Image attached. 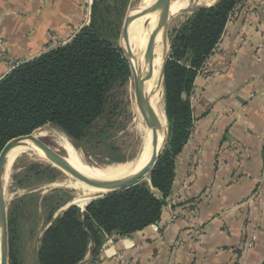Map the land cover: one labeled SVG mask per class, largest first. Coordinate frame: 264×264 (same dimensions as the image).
<instances>
[{
	"label": "crops",
	"instance_id": "obj_1",
	"mask_svg": "<svg viewBox=\"0 0 264 264\" xmlns=\"http://www.w3.org/2000/svg\"><path fill=\"white\" fill-rule=\"evenodd\" d=\"M244 0L194 85V127L161 222L81 264H264V8ZM83 0H0V81L67 44ZM53 36L50 38L49 36ZM189 182L185 187L184 182ZM196 211L205 232L189 223ZM256 242L245 247L252 236ZM94 247V246H92ZM123 257V259H121ZM123 260V261H122Z\"/></svg>",
	"mask_w": 264,
	"mask_h": 264
},
{
	"label": "trees",
	"instance_id": "obj_2",
	"mask_svg": "<svg viewBox=\"0 0 264 264\" xmlns=\"http://www.w3.org/2000/svg\"><path fill=\"white\" fill-rule=\"evenodd\" d=\"M242 2L219 0L198 8L173 34L164 80L168 141L151 183L109 193L85 211L71 207L55 220L54 209L40 239L39 264H81L89 252L99 253L107 236L128 238L161 222L175 183L177 159L194 127L195 81ZM113 37L117 35L111 36L96 0L90 24L69 43L17 66L0 81V155L9 142L39 129L62 130L87 153L104 143L114 149L107 144L106 128L97 129L96 124L109 119L110 93L132 73ZM109 157L111 163L127 161ZM20 218L18 211L8 214L10 264H21L16 246Z\"/></svg>",
	"mask_w": 264,
	"mask_h": 264
},
{
	"label": "rangeland",
	"instance_id": "obj_3",
	"mask_svg": "<svg viewBox=\"0 0 264 264\" xmlns=\"http://www.w3.org/2000/svg\"><path fill=\"white\" fill-rule=\"evenodd\" d=\"M137 1L138 0H100L102 16L111 29V36L117 35V38L113 37V40L124 55L125 52L121 44L123 43L122 34L124 22L131 11L133 13L139 10L137 5L134 7ZM196 1L197 0H192L193 3ZM218 1L219 0H216L214 5ZM201 7L208 6L196 4L180 11L176 17L169 14V36L166 42L165 56L168 52L169 55L171 53L169 44L173 34L181 28L195 10ZM87 9L88 0H83L82 24L88 21ZM135 16H137L136 13L132 16L131 24ZM157 17L158 11L155 20H157ZM49 37L53 38L51 35ZM162 91V102L164 114L166 116L165 89L163 87ZM134 101H136V90L134 78L131 75L126 82L117 85L110 93V122L108 121L109 119H107L105 122L101 120L96 124L97 129L103 126L104 129L106 128L108 136L107 144H113L115 146L114 149L111 150L107 148L104 143L87 153L83 150L82 146L78 144L86 160L93 164L105 165L112 162L109 156L124 160L137 157L140 152L139 146L135 140L134 134L129 130L132 120V103ZM46 127L57 128L54 125H47ZM166 127L168 128V121ZM37 132L35 134H37ZM42 140L50 147L52 146L54 150H58L57 152L65 156L67 160L69 159L70 153L59 148L53 139L47 138ZM167 141L168 136H166L164 150L167 146ZM11 172L10 180L4 184V193L8 214L14 211H18V213L21 214L19 236L16 242L19 260L21 264H39V244L43 231L47 226L48 215L55 209V214L53 216V220H55L71 208H67L68 206L77 207L72 205L71 201L76 195L80 194V192L67 185V183L71 182L70 177H72V175L62 167L49 161L46 156L43 155L38 156L37 154L29 153L22 158L20 157L13 165ZM143 182L149 183L148 179ZM107 194L104 193L103 195ZM81 210L85 211L86 209L82 208Z\"/></svg>",
	"mask_w": 264,
	"mask_h": 264
},
{
	"label": "bare ground",
	"instance_id": "obj_4",
	"mask_svg": "<svg viewBox=\"0 0 264 264\" xmlns=\"http://www.w3.org/2000/svg\"><path fill=\"white\" fill-rule=\"evenodd\" d=\"M156 1L157 0H138L134 7H136L137 5L139 10L133 13L131 11V16H133L134 13L138 15L140 12L151 8L156 3ZM215 2L216 0H197L195 3H193L192 0H172L169 14L171 16L176 17L180 11L189 8L192 5L198 4L210 7L213 6ZM156 13L157 11L150 15L136 17L132 24L130 22L131 27L129 26V40L128 42L123 40V43H121L125 51H128V46L130 47L133 56L132 58H130V62L139 74H145L147 72L148 64L145 58L146 47L149 38L152 35V32L155 30L158 24L159 12L157 20H155ZM165 49L166 42L164 41L163 33H160L156 39L152 68L149 71L146 80V91L149 95L150 104L154 109L156 115L160 119L161 124L163 125V130L160 133V147L165 142L167 125V119L164 114V107L162 102L163 91L162 86L160 84V67L162 63L164 64L166 58ZM131 114L132 120L129 126V130L135 136V140L139 146V151H141L143 147L146 148V150L142 157L140 156V154H138L137 157L133 159H128L127 161L121 163H110L105 165H97L90 163L84 157L79 145L62 130L52 131L44 129L38 131L35 137L38 139H53L57 143L59 148H61L65 152H69L70 156L68 157V163L78 173L96 180L119 181L127 177L133 176L139 170L144 168L148 163L150 157V151L148 149L152 143L153 132L150 126L148 125L144 115L140 111L136 101L132 103ZM29 153H34L38 156H45L42 152L35 151L29 147L15 146L8 157L4 173V184L10 180V176L12 173L11 169L15 162H17L20 157L22 158L23 156ZM70 174L72 175V177H70L71 182L67 183V185L69 187L71 186L74 190L80 192V194L76 195V197L71 201L72 205H76L77 207L84 209L92 199L101 197L104 193H106L105 190L91 187L86 182H81L80 180H77L72 173Z\"/></svg>",
	"mask_w": 264,
	"mask_h": 264
},
{
	"label": "water",
	"instance_id": "obj_5",
	"mask_svg": "<svg viewBox=\"0 0 264 264\" xmlns=\"http://www.w3.org/2000/svg\"><path fill=\"white\" fill-rule=\"evenodd\" d=\"M172 0H157L156 3L149 9L144 10L140 12L136 17H142L146 15H150L154 13L155 11L159 12V19L158 24L155 28V30L152 32V35L149 38L147 47H146V61L148 64L147 72L145 74L138 73L134 66L130 62V58H132V52L130 50V47L128 46V51H125V57L129 62L130 69L132 76L134 78L135 82V90H136V102L137 105L144 115L148 125L150 126L152 132H153V139L152 143L149 147L150 151V157L149 161L146 164L144 168L139 170L136 174L133 176L127 177L125 179L119 180V181H104V180H96L89 177H86L80 173H78L69 163L65 156H62L59 152L54 150L52 147L47 145L42 139L36 138V132L28 135V136H22L18 137L11 142H9L5 148L3 149L1 155H0V248H1V264H10V246H9V221H8V207L6 203L5 193H4V173L8 161V157L10 155V152L15 146H23V147H29L35 151L42 152L46 158L53 162L54 164L62 167L67 172L72 173L74 177L77 180H80L81 182H86L89 186L97 188V189H103L107 193H112L115 191H120L124 189L131 188L132 186H135L137 184H140L141 182L147 180L149 178L150 181V175L152 171L154 170L160 156L163 153L164 150V144L160 147V133L163 130V125L161 124L160 119L156 115L154 109L152 108L149 100V95L146 91V80L149 74V71L152 68V63L154 60V50L156 45V39L160 33H163L164 41H168L169 36V12H170V6H171ZM211 7V6H210ZM132 20L131 14H128V16L125 19L124 27H123V40L128 42L129 40V26L130 22ZM170 50H171V42L169 44ZM169 50V51H170ZM170 58L169 52L166 55L164 64L162 66L161 75H160V84L164 88V80H165V70L167 62ZM40 130V129H39ZM38 130V131H39ZM166 136H168V128L166 127ZM146 148H142L140 151V156L144 154ZM105 195L101 197H97L94 200H92L86 208L94 201L103 198ZM72 207L68 206L67 208ZM85 208V209H86Z\"/></svg>",
	"mask_w": 264,
	"mask_h": 264
},
{
	"label": "built area",
	"instance_id": "obj_6",
	"mask_svg": "<svg viewBox=\"0 0 264 264\" xmlns=\"http://www.w3.org/2000/svg\"><path fill=\"white\" fill-rule=\"evenodd\" d=\"M95 1H96V0H88V9H87V17H88V21H86L85 24H83L82 28H84L85 26H88V25L90 24V21H91V14H92V6H93V4H94ZM243 2H244V0H243ZM243 2H242V3H243ZM259 2H260V6H261L262 8H264V0H260ZM242 3L238 4V6L236 7V9L232 12V14L230 15V18H229V22L232 21V20L234 19V16H235L236 12L238 11V9L242 6ZM82 28H81V29H82ZM81 29H80V30H81ZM73 38H74V37H73ZM73 38H71V40H72ZM71 40H70V41H71ZM70 41H69V42H70ZM69 42H68V43H69ZM63 45H65V44H63ZM207 62H208V60H207ZM207 62L204 64V67H206ZM198 76L205 77V76H206V74H205V69H204V71L201 70V71L199 72V75H198ZM195 100H196V95H195L194 92H193V94H192V96H191V102H192V104L195 102ZM188 184H189L188 181H187V182H184L185 187H187ZM177 204H178V203H177L176 200H172V202H170V203L168 204V207H169V209H170L171 212H172V216H171V220H170L171 222H173V221H175V220L177 219L178 212H177L176 210H174V206H176ZM188 220H189L190 225H191L192 227L195 228L197 234H202V233L205 232L204 228L201 227V225H200V223H199V221H198V214L196 213V211H193V212H191V213L189 214V218H188ZM256 239H257L256 236H255V235H252V236L248 239V241L246 242L245 247H246L247 249L252 248V247L254 246L255 242H256ZM121 259H123V257H121ZM122 261H123V260H122ZM129 264H139V263H137V262H130Z\"/></svg>",
	"mask_w": 264,
	"mask_h": 264
}]
</instances>
